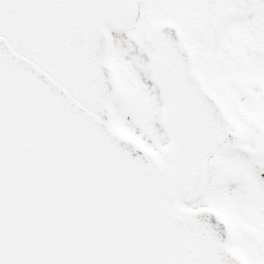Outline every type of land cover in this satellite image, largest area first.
Masks as SVG:
<instances>
[{
  "label": "snow or ice",
  "instance_id": "6c2138e0",
  "mask_svg": "<svg viewBox=\"0 0 264 264\" xmlns=\"http://www.w3.org/2000/svg\"><path fill=\"white\" fill-rule=\"evenodd\" d=\"M0 264H264V0H0Z\"/></svg>",
  "mask_w": 264,
  "mask_h": 264
}]
</instances>
